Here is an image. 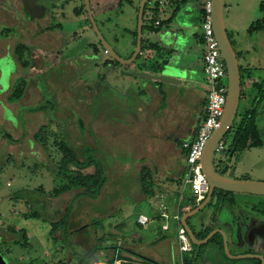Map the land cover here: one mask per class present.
<instances>
[{
  "label": "crops",
  "instance_id": "1",
  "mask_svg": "<svg viewBox=\"0 0 264 264\" xmlns=\"http://www.w3.org/2000/svg\"><path fill=\"white\" fill-rule=\"evenodd\" d=\"M97 1L98 6H100L97 10L100 13L99 16L103 24L104 20H109L107 18L104 19L103 16L107 12L112 11V9L114 11L116 9L117 17L121 23V17L125 15L124 10H129L128 16H126L125 31L132 36L133 28L129 23H132V20L137 18V5H135L134 0H124L125 5H122L123 0ZM152 1V4L146 6H148V11L153 15V18L150 17L148 19L149 22L146 23L144 38L142 31V39L145 43H156L163 48L160 52L156 51L157 53L153 49H144L138 56V58L141 57L140 61L136 60L130 65H123L122 71L129 75L126 78L120 77L119 73L114 71L117 67L116 64L110 60H105L101 65H108V69L105 74H101L98 87L101 90L104 88L105 83L107 84L110 81L112 84L107 85L113 89L114 98L117 101L122 98L119 94L125 92L130 95H138V92L142 90L143 93L147 94L148 98L136 104L137 112L141 114L140 118L135 120L133 128L128 131V128L125 129L126 126L123 127L121 123L115 120V117L119 118L120 112L100 100L98 101L97 117L95 116L92 122L95 135L100 136L101 143L99 145L95 144L99 151L102 150L107 153L112 151L118 136L122 135V138L126 140L125 148L128 147L131 154L127 158L120 159L94 157L93 159L98 161L103 168L106 177L103 187L95 198H90L83 194L82 186H74L76 188L74 196L70 198L71 195H69L70 200L67 206L60 208L61 211L65 209L67 211V208L70 207L72 211L70 215L68 212V217L66 218L67 229H65L67 235L65 240H67V245L69 244L70 248L78 247L80 250L82 249L81 253L84 256L78 255L80 264H90L95 259L103 264L104 262L113 264L115 260H120V264H168L171 260L173 261V255L175 258L179 255L175 231L170 229V225L167 230L162 228L164 219L161 217V212L164 210L168 213V208L172 205V212L168 214L174 215L178 213L181 215L190 205L188 200L189 193H182L178 198H175L174 194L170 192L174 191L173 186L175 185L186 188L184 185L186 150L183 148V143L194 138L199 122L204 115L206 104L204 86L201 80L197 78L199 75L195 74L197 72L203 74L199 11L206 0H161V3H158V0ZM183 7L182 13L186 17L180 15ZM8 15L5 13H3V16L0 15V33L3 30V36L0 34V60H7L11 65L10 72L5 77L0 73V158H3V143H5L8 157L22 154L19 150L13 152L11 148H28L29 157L31 152L35 153L39 157L40 163H44L41 160L40 153L34 152L33 148L37 146L46 147V131L50 130L51 127L49 126L52 125L49 113L47 114L48 120L46 113L49 106L52 105L49 104L43 107L40 104L36 107L35 103L42 101L41 94H37L35 86L27 87L26 79L22 75L20 76L22 68L13 56V47L8 41V34L9 32L11 33ZM155 21H159V23L156 25ZM10 23L13 24V21ZM175 31L180 33L183 38L181 55L184 58L183 65L186 68L183 75H178L180 82L174 84L165 82L168 83V86H162L159 85V80L139 77V80L136 81L138 76L133 72L155 73L152 68L144 66L146 59L154 61L157 56L162 55V60L164 61L170 55L168 47L163 45L171 36L169 33ZM111 35L115 42H118L116 34L111 32ZM134 39L129 40L126 45L121 47L124 55L116 52L121 57L128 58L135 45ZM260 45L264 47L262 42ZM250 48L246 47L245 51ZM261 52L264 53V48L261 49ZM242 65L250 69L251 77L248 79V83L254 84L264 80L262 58L255 63L248 62ZM255 66L263 74V77H253L252 71ZM192 67L193 73L189 71V68ZM130 70L133 72H129ZM183 77H187L189 80L188 91H190V96L186 100L178 92L179 87L182 86ZM15 78L24 80L25 88L19 99L11 101L8 96L15 83ZM171 84L174 86H170ZM133 85L136 86L137 91L136 89L134 90ZM174 87H177L176 90ZM250 91L253 97L256 92L253 89V85L250 87ZM247 99L251 101V97L246 96ZM188 101L189 106L185 107V103ZM88 108V106L87 108L84 107V112L82 108V118L80 117V120L91 121ZM256 114L258 128L262 134V123L264 122L260 120H264V100L258 105ZM40 131L43 134L37 137L36 135ZM263 145L262 142L259 146ZM254 147L246 148L239 153V156L241 157L244 151ZM233 155H231V158H234ZM97 156H99L98 153ZM52 159L53 162L56 161V164L59 163L55 158ZM59 161L61 164H57V168H60L63 164L67 169L63 170L61 168L54 174L55 177L51 183V188L54 187L53 192L56 188L59 189L58 186L61 185L59 181H61L62 177L65 178V175H70L76 170V166H72V164L66 165V162L62 163L61 158ZM78 161L80 162L79 170L83 174L94 171L93 166L82 168L86 158H78ZM237 161L234 159V162ZM232 162L233 159L230 165H234L235 173L238 163ZM242 173L247 175L246 171ZM143 177L150 182V191L148 193L143 191L141 184ZM66 185L65 188L67 189L63 193H73V189L68 182ZM75 185L77 184L75 183ZM37 189H43V186L39 185ZM185 201L188 203L184 204ZM140 214L148 217V221L145 224L137 222V217ZM55 221H57V218L52 222ZM173 221L175 228H177V222L174 219ZM93 222L99 227V230L90 229L89 226ZM187 223L191 229H199L198 226L194 227L195 224L191 225L189 223V218ZM216 247L214 243L212 246L213 252H208L205 264H212L214 256L218 260H215L216 264H231L220 255ZM229 248L233 250L234 245L229 244ZM191 252L189 251L190 254L188 256L191 255ZM209 255L211 257L208 259ZM196 264L204 263H198L197 260Z\"/></svg>",
  "mask_w": 264,
  "mask_h": 264
},
{
  "label": "rangeland",
  "instance_id": "2",
  "mask_svg": "<svg viewBox=\"0 0 264 264\" xmlns=\"http://www.w3.org/2000/svg\"><path fill=\"white\" fill-rule=\"evenodd\" d=\"M134 2L138 10L139 1L134 0ZM224 3L225 26L231 36L239 65L242 66L248 62L255 63L260 58L264 64V53L261 52L264 47L259 46L261 42L264 44V10L262 8L264 0H224ZM122 5H125L124 0ZM90 6L95 22L105 40L114 51L124 55L121 47L126 45L129 40L134 39L133 34L136 31L137 18L129 23L133 28L132 36H130L125 31L126 16H128L129 10H124L125 15H122L121 23L117 17L116 9L115 11L112 9V11L107 12L108 15L103 16L104 19H109L104 20L103 24L97 10L100 7L98 1L90 0ZM12 7L11 0H0V11L6 13ZM74 9H76L75 12ZM183 9L184 7L181 9L180 15L186 17L182 13ZM9 15L8 24L11 25L9 28L11 33L8 34L9 44L13 50L18 43L26 47L24 58L25 60L28 59L29 62L28 67H21L20 76L22 75L26 79L27 87L35 86L37 94H41L42 101L36 102V107L40 104L43 107L52 105L49 106L46 113V115L49 113L52 125L49 126L51 127L50 130L46 131V147L37 146L33 148L34 152L40 153L44 163H40V159L35 153L31 152L29 157L28 148H11L13 152L19 150L22 154L8 157L7 145L3 143V158H0V252L7 258L9 264H80L78 255L81 254L83 257L84 254L81 253L82 249L70 248L69 244L67 245V240H65L67 224L64 227L56 228L54 234H50L52 221L56 218L57 221H59L58 219L66 220L68 212L69 215L71 214L70 207L67 208V211L66 209L61 211L60 208L67 206L70 200L69 195L72 198L76 192L75 187L78 186L75 185L72 174H67L65 178L62 177L59 181L61 185L58 188L66 187L68 182L73 193L64 194L62 189L56 193L53 192L54 187L51 188L52 179H54L57 170L67 169L63 164L57 168V164H61L59 159L63 156L58 149V144L64 140L75 149L78 158H83L80 152L97 158H127L131 152L128 147L125 148L126 140L122 138V135L118 136L116 145L114 144L115 146L109 153L99 151L95 147V144L101 143L100 136L95 135L92 127V122L95 116L97 117L98 101L101 100L119 111V118L115 117V120L121 123L123 127L126 126L125 129L128 128L129 131L133 128L135 120L139 119L141 115L137 112L136 104H139L141 100H146L148 96L142 90L138 92V95H130L124 92L119 94L122 98L117 101L114 98L113 89L107 85L112 84L110 81L99 90V78L108 69V65H101L105 60H110L117 65L114 71L119 73L120 77L126 78L129 75L122 71V64L104 52V48L87 18L84 0H63L62 5L53 10V14L37 20L30 21L23 15L13 12ZM150 17L153 18V15L148 11V6H145L143 38L146 23L149 22ZM12 21L13 24L10 23ZM50 26L54 27L51 28ZM111 32L116 34L118 42H115ZM0 34L3 36V30ZM246 47L251 48L245 51ZM140 59L141 57L137 61ZM144 66L151 68L152 60L146 59ZM254 68L253 77H263L256 66ZM189 71L193 73V67L189 68ZM197 74L199 75L197 78L204 85V75L200 72L195 75ZM138 78L136 81L139 80ZM17 79L15 78V82ZM188 81V78L185 77L178 91L185 100L190 96ZM167 84L162 81L159 82V85L162 86ZM173 84L170 86H174ZM132 87L137 91L135 85ZM174 88L176 90L177 87ZM87 106L91 121L86 122L83 119L80 120V117L82 118V108L84 112V107L87 108ZM187 106H189V101L185 103V107ZM241 107L242 102L239 103V109ZM46 118L48 120V115ZM260 121L264 122L262 119ZM262 126L263 130L260 135L264 144V123ZM230 142L231 138H227L224 151L215 154L214 163L217 167L219 161L223 162L225 158H231L232 154L227 151ZM239 155L235 153L233 157L238 158ZM52 158L58 160L59 163L53 162ZM36 159L37 161H35ZM237 160L234 162L233 159L232 162L238 163L235 177L264 181V145L244 151ZM243 171H246L247 175L243 174ZM39 185L43 186L44 190H38ZM173 189L174 191L170 193H173L175 198H178L182 193H189L188 186L182 188L175 185ZM237 195L241 199L248 196ZM14 196H18V198H13ZM168 209V213L171 214L172 205ZM32 213L39 215L33 216ZM201 215L202 212L192 215L189 217V223L195 224L194 227L198 226ZM168 223L177 237V229L173 219L169 218ZM89 227L96 231L99 230L94 222ZM21 228L25 229L27 239L22 238L18 233ZM64 228H66L65 231H63ZM16 240L17 242H15ZM194 252H197V248ZM188 254L190 253L184 252L183 264L187 260ZM168 264H181L179 255L176 258L173 255V261L171 260ZM231 264H241V262L240 260H232Z\"/></svg>",
  "mask_w": 264,
  "mask_h": 264
},
{
  "label": "water",
  "instance_id": "3",
  "mask_svg": "<svg viewBox=\"0 0 264 264\" xmlns=\"http://www.w3.org/2000/svg\"><path fill=\"white\" fill-rule=\"evenodd\" d=\"M25 7L27 8L31 17L41 16L44 11V6L37 5L36 0H23ZM210 2V18L212 23V29L214 36L218 42L220 51V57L225 63L226 67V98L223 108V112L219 118L218 125L212 130L210 136L207 138L204 147L201 152L200 164L201 170L208 183V191L205 198L193 209H188L180 215V224L185 229L190 241L196 246L206 244L209 238L215 233H219L223 240L224 253L233 259L244 257H257L259 255H231L228 250V241L226 232L223 229L215 228L210 231L204 238L198 239L191 227L187 223V219L192 215L200 211L211 199L214 190L228 191L235 194H253L264 196V181L255 180L251 178H238L235 177V167L229 166L228 163H224L220 170H217L214 163L215 150L220 142L225 137L228 128L232 125L236 116L240 103V90H241V76L238 58L236 52L231 44L230 38L227 33L224 19V0H209ZM148 5V0H139L137 10V22H136V37L135 45L131 55L128 58L121 57L116 51H114L108 42L105 40L103 34L100 32L92 10L90 6V0H84V7L87 13V18L97 35L98 40L104 48V52L111 56L115 61L122 65H130L134 63L139 54L141 53L142 45V25L144 18V7ZM171 36L167 42L164 43L168 47V53L170 54L166 60H162L163 56H157L152 64V69L155 73H149L145 71L133 72L136 76L145 79L159 80L168 83H179L180 78L178 75L185 73V67L183 65L184 58H182V36L178 32L169 33ZM161 48H163L161 46ZM156 52V51H155ZM157 53V52H156ZM151 60V59H150ZM161 60V61H160ZM147 64V63H146ZM145 65V64H144ZM155 66V67H154ZM11 65L7 60H0V73L5 77L9 74ZM220 83L216 84V88ZM209 250L203 255L206 258ZM0 264H8L6 259L0 254Z\"/></svg>",
  "mask_w": 264,
  "mask_h": 264
},
{
  "label": "flooded vegetation",
  "instance_id": "4",
  "mask_svg": "<svg viewBox=\"0 0 264 264\" xmlns=\"http://www.w3.org/2000/svg\"><path fill=\"white\" fill-rule=\"evenodd\" d=\"M63 0H36V4L44 6V11L41 16L31 17L27 8L24 5L23 0H11L13 7L7 14H11L12 12L15 14L23 15L27 20H37L41 18H45L47 15L53 14V10L56 7H60L62 5ZM76 9H74L75 12ZM12 11V12H11ZM5 11H0V15L3 16ZM5 13V14H6ZM10 16V15H9ZM59 24V23H58ZM60 25V24H59ZM200 29V27H199ZM227 33H229L227 31ZM201 46H202V35L200 34ZM234 48V47H233ZM235 50V49H234ZM236 52V51H235ZM202 53V51H201ZM237 56V55H236ZM202 60V55H201ZM239 62V60H238ZM203 65V60H202ZM96 66H98L96 64ZM244 71L243 77L241 78V90H240V103L242 102V107H247L252 102L253 97L251 96L250 87H252V83H248V79L251 77L250 69L240 66ZM241 76V74H240ZM248 86V87H247ZM249 91V92H248ZM246 96L251 97L246 100ZM243 99L246 101L243 104ZM232 134H230L231 136ZM64 141V140H63ZM224 151V150H223ZM232 159L237 158H225V160L218 162L217 170H220L223 167L224 163H228L229 166ZM248 195L244 196L245 198L241 199L239 195L234 194L228 191L222 190H214L211 199L209 202L197 213L202 212L200 223L198 228L192 229L195 236L198 239L204 238L210 231L215 228L223 229L227 235L228 241V250L231 255H259L260 259L257 257H244L233 259L228 257L224 253L223 249V240L222 236L219 233H215L209 238L206 244H202L199 247V252L202 253L199 257L198 263L203 262L205 264L206 258L203 255L206 251L213 252L212 246L214 243L216 244V248L220 252V255L228 262L232 263V260H240L241 264H264V196L261 195H253V194H242ZM263 197V198H261ZM239 200V201H238ZM198 204L190 203L188 209H193ZM188 220V219H187ZM229 244L234 245V249L231 250L229 248ZM196 246V245H195ZM193 245H191V250L194 251ZM198 251V250H197ZM191 252V253H192ZM0 254L5 257L1 252ZM211 255V254H210ZM208 256V259L211 256ZM212 264H216L215 260L217 258L214 256ZM7 260V258L5 257ZM97 259L93 260L90 264H94ZM8 262V260H7ZM236 263V262H235ZM9 264V262H8Z\"/></svg>",
  "mask_w": 264,
  "mask_h": 264
},
{
  "label": "built area",
  "instance_id": "5",
  "mask_svg": "<svg viewBox=\"0 0 264 264\" xmlns=\"http://www.w3.org/2000/svg\"><path fill=\"white\" fill-rule=\"evenodd\" d=\"M152 2V0H148V5L152 4ZM161 2V0H158V3ZM203 7L204 15L199 27L202 35V73L204 75L203 86L206 104L204 115L199 122L194 138L191 141L183 143V148L186 150V173L184 177V185L188 186L189 195L191 197L190 203L192 204H199L205 198L208 191V183L201 170L200 157L207 138L210 136L212 130L218 125L226 98V67L224 61L220 57L218 42L213 33L209 0L205 1ZM158 23L159 21H155L156 25ZM217 83H220L218 88H216ZM226 139L227 138L224 137L220 140L215 153H220L225 149ZM161 217L164 219L162 224L164 230L169 229V218H172L177 222V250L180 262L183 264L182 256L184 252H189L191 250L192 243L185 229L180 224V214L176 213L174 215H169L163 210L161 212ZM147 221L148 217L146 215H138V223L145 224ZM94 264L103 263L98 260ZM104 264L107 263L104 262ZM113 264H120V260H115Z\"/></svg>",
  "mask_w": 264,
  "mask_h": 264
},
{
  "label": "trees",
  "instance_id": "6",
  "mask_svg": "<svg viewBox=\"0 0 264 264\" xmlns=\"http://www.w3.org/2000/svg\"><path fill=\"white\" fill-rule=\"evenodd\" d=\"M262 8L264 10V4L262 5ZM144 11H145V7H144ZM199 13H200L199 19L202 20L203 15H204V7L200 9ZM263 19H264V13H263ZM50 27L53 28L54 26H50ZM143 28L144 27L142 25V31H143ZM133 35L135 38L136 31ZM228 36L230 38L231 44L233 45V42L231 40V36L229 35V33H228ZM134 43H135V39H134ZM144 49H153L157 52H160L162 48L156 43H151V42L145 43L144 40L142 39L141 51H143ZM24 50H26V47L22 46L20 43H18L14 47V50H13V56L15 57L16 61L22 68H26L29 66V62L27 61L28 59L25 60L24 58ZM240 74L242 78L244 71L241 68H240ZM24 88H25L24 80H22L21 78H18L10 91L8 99L11 101L19 99L23 94ZM253 89L256 92L254 94L251 104L248 105L247 107H241L240 109L238 108L236 116L233 120V123L228 128L225 134L226 138H231V142L229 146L227 147V151L231 153L232 155L235 153L239 154L248 147L259 146L262 144V139L260 136V131H259L257 119H256V115H257L256 113H257L258 105L264 100V80L259 83H254ZM42 134L43 132L40 131L36 136L39 137ZM230 134L232 135L229 136ZM58 149L60 153L63 155L61 158L62 163L66 162V165L72 164V166H76V170L72 173V175H73V179L75 183L78 186L83 187V194L87 195L90 198H95L106 181L103 168L101 167L99 162L93 159L94 157L92 155L80 152L82 157L86 158V161L85 163H83L82 168L87 167V166L94 167V171L92 173L83 174L79 170L80 162L78 161V155L75 152V149H73V147L69 146L64 141L59 142ZM141 184L143 186V191L145 193H148L150 191V188H149L150 182L146 180L145 177H143V179H141ZM61 189L65 190L67 188L65 187L59 188V189L56 188L54 192L57 193ZM188 197H189L188 200L190 201L191 197L190 196ZM13 198H18V196L16 197L14 196ZM187 203H188L187 201L184 202V204H187ZM32 215L36 216L39 214L35 215V213H32ZM65 224H66V220L64 219L52 222L50 234L51 235L54 234L53 232L55 231L56 228L64 227ZM63 231H65V228L63 229ZM18 233H20L22 238L27 239L24 228H21L18 231ZM15 242H17V240ZM192 245H193V248L196 247L197 250H199L200 248L199 246H195L194 244ZM201 254L202 253H200L199 251L198 253L197 252L195 253L193 251L191 253L192 256L191 255L187 256V260L184 261V264H196Z\"/></svg>",
  "mask_w": 264,
  "mask_h": 264
}]
</instances>
